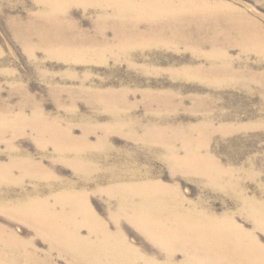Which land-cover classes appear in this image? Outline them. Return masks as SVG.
Here are the masks:
<instances>
[{
	"label": "rangeland",
	"instance_id": "1",
	"mask_svg": "<svg viewBox=\"0 0 264 264\" xmlns=\"http://www.w3.org/2000/svg\"><path fill=\"white\" fill-rule=\"evenodd\" d=\"M74 1L78 3L68 7L67 18L62 17L67 37L91 40L98 34L95 25L107 23L94 8ZM202 1L227 5L264 26V0ZM37 10L34 0H0V202L5 192L9 200L30 196L52 201V195L67 189L83 191L96 216L111 232L119 227L140 258L163 262L168 255L163 246L119 214L115 198L103 192L112 175L136 174L166 186L186 206L232 215L264 246V228H254L239 201L241 193L264 199V76L257 79L264 75V57L225 41L214 49L226 52L227 59L209 58V46H185L170 33L156 39L173 41L171 45L140 44L126 54L88 55L83 51L88 43L78 45L84 46L81 51L55 47L63 44L43 47L29 33L23 43L15 26ZM104 36L111 40L112 30L104 28ZM214 65L229 70L219 76L200 72ZM36 108L50 126L47 131L36 129ZM63 132L82 148L79 154L58 150L56 140L68 142ZM162 144L173 147L182 160L187 148L208 153L230 175L214 187L199 174L175 167ZM0 225L23 239L30 236L24 223L3 213ZM34 246L41 252L36 258L48 261L47 245L37 239ZM175 252V261L183 260ZM54 256V264H68L67 258Z\"/></svg>",
	"mask_w": 264,
	"mask_h": 264
},
{
	"label": "bare ground",
	"instance_id": "2",
	"mask_svg": "<svg viewBox=\"0 0 264 264\" xmlns=\"http://www.w3.org/2000/svg\"><path fill=\"white\" fill-rule=\"evenodd\" d=\"M34 2L39 10L29 15L28 22L15 26L16 34L23 43L29 33L43 47L63 44L66 46L55 47L81 51L84 46L78 45L88 43V49L83 50L88 55L94 51L104 53L110 50L126 54L140 44L171 45L173 41L160 43L156 39L161 34L170 33L179 36V43L185 46L191 43L194 46H209V58L227 59L226 52L214 49L225 41L264 57V26L244 12L219 3L216 5L202 0H81L79 3L83 7L94 8L107 24L95 25L98 34L93 39L80 36L78 41L73 42L71 36L67 37L62 17L67 16L68 7L78 2ZM141 24L148 29L140 31ZM104 28L112 30L111 40L105 38ZM60 29L64 31L60 33ZM228 70L229 66L214 65L200 72L219 76ZM262 76L258 75L257 79ZM91 94L96 96L97 93ZM6 119L9 120V117ZM35 121L39 125L36 129L40 127L42 131H47L46 128L50 127L44 123L38 108L35 109ZM8 122L12 123L10 120ZM64 137L68 140L66 145L59 143L57 138L56 142L54 140L58 150L79 154L82 148H78V143L66 133ZM162 145L167 147L166 157L175 167L199 174L214 187L220 188L218 181L230 175L208 153L198 155L187 148L182 160L184 156L179 157L173 147ZM184 146H187V141ZM83 147L85 151L88 148L85 144ZM77 160L73 161L74 165ZM103 192L115 198L119 214L125 215L147 237L163 246L168 254L163 257V262L140 258V253L128 245L119 227L111 232L96 216L83 191L67 189L52 195V201L30 196L9 200L7 192L1 196L0 213L11 221L24 223L30 229V236L23 239L13 230L0 225V264H54L53 255L55 258H67L68 264H137L139 261L142 264H264V246L251 233L238 226L232 215L217 216L196 206H186L185 200L161 183L140 180L136 174L128 177L114 174L111 184ZM262 192L264 194V187ZM6 197L9 202L3 201ZM239 197L241 212L248 213L254 228H264V199L247 197L244 193ZM83 230L85 236L81 233ZM37 239L47 245L48 261L36 258L41 253L34 246ZM175 250L184 255L183 260L175 261Z\"/></svg>",
	"mask_w": 264,
	"mask_h": 264
}]
</instances>
